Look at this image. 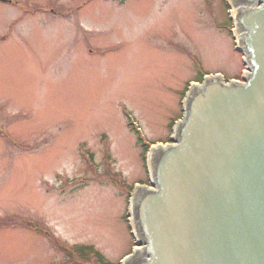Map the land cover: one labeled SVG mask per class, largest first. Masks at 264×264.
<instances>
[{"label":"rangeland","instance_id":"obj_1","mask_svg":"<svg viewBox=\"0 0 264 264\" xmlns=\"http://www.w3.org/2000/svg\"><path fill=\"white\" fill-rule=\"evenodd\" d=\"M227 1L0 0V264L133 251L149 175L129 124L170 143L189 83L242 79Z\"/></svg>","mask_w":264,"mask_h":264},{"label":"water","instance_id":"obj_2","mask_svg":"<svg viewBox=\"0 0 264 264\" xmlns=\"http://www.w3.org/2000/svg\"><path fill=\"white\" fill-rule=\"evenodd\" d=\"M242 80L206 77L135 187L121 264H264V0H228Z\"/></svg>","mask_w":264,"mask_h":264},{"label":"trees","instance_id":"obj_3","mask_svg":"<svg viewBox=\"0 0 264 264\" xmlns=\"http://www.w3.org/2000/svg\"><path fill=\"white\" fill-rule=\"evenodd\" d=\"M202 81V79L200 80ZM137 133V132H136ZM137 138H138V142L139 144L144 148L143 151V156L145 157L147 152L149 151V146L144 144L141 137L137 134ZM82 253L85 251V249H81L80 250ZM84 256H88V258L92 255L93 257L95 256L96 258H98V261H100L101 264H107L106 262H104V260L98 255V253L96 251H94L93 249L87 250V252H85L83 254ZM89 260V259H88Z\"/></svg>","mask_w":264,"mask_h":264}]
</instances>
